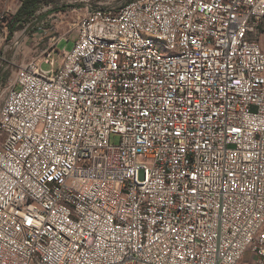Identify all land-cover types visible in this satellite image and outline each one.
Instances as JSON below:
<instances>
[{
    "label": "built area",
    "instance_id": "2783aa9c",
    "mask_svg": "<svg viewBox=\"0 0 264 264\" xmlns=\"http://www.w3.org/2000/svg\"><path fill=\"white\" fill-rule=\"evenodd\" d=\"M50 5L0 107V264H264V0Z\"/></svg>",
    "mask_w": 264,
    "mask_h": 264
},
{
    "label": "rangeland",
    "instance_id": "374dc122",
    "mask_svg": "<svg viewBox=\"0 0 264 264\" xmlns=\"http://www.w3.org/2000/svg\"><path fill=\"white\" fill-rule=\"evenodd\" d=\"M59 1L61 0H51V1L43 0L41 8L46 7L50 2L51 8L57 11L63 6L74 5L77 8H79V7H84L86 4H97L101 6L102 8L107 9V8L117 7L130 0H62L63 1L62 3ZM74 1H76V3ZM19 6H20V0H0V11L6 7H9L11 10L12 16L15 15ZM45 19L47 20L46 14L42 18H40L39 21H42ZM14 20L15 19L13 17V21ZM36 22L37 21H34L33 19H30L27 21L23 20V23L21 22L17 27H15V29H13L16 32V36H18L25 29V25L27 24L29 25L30 23L29 32H27L26 30L22 34L23 39L27 38L24 45H22V48L20 49L18 48V44L20 40L17 39L15 41L16 43H13V47L8 51L6 50L2 55V59L4 61H0V107L5 97V87L7 83L13 78L16 71L23 64H25L26 62H28V60H30L31 58L35 56V50L39 48V46H35L34 42H32L29 39V37L34 36L32 33H35V31H37L36 29L38 28V25L37 26L34 25ZM75 35H76V32H72V34L69 36V41L60 42L58 45L59 50L65 49L66 51H70L73 47L72 40L74 39ZM262 44L264 48V38L262 39ZM43 68L48 69V65H43ZM114 141L116 142L117 139H114Z\"/></svg>",
    "mask_w": 264,
    "mask_h": 264
},
{
    "label": "trees",
    "instance_id": "16d2710c",
    "mask_svg": "<svg viewBox=\"0 0 264 264\" xmlns=\"http://www.w3.org/2000/svg\"><path fill=\"white\" fill-rule=\"evenodd\" d=\"M43 0H23L20 7L14 15L17 21L33 19L36 11L40 8Z\"/></svg>",
    "mask_w": 264,
    "mask_h": 264
},
{
    "label": "crops",
    "instance_id": "0c3cea01",
    "mask_svg": "<svg viewBox=\"0 0 264 264\" xmlns=\"http://www.w3.org/2000/svg\"><path fill=\"white\" fill-rule=\"evenodd\" d=\"M23 0H20V5H21V2H22ZM40 8H41V6H40ZM40 8L36 11V12H39L38 13V15L37 16H35V17H33V20L34 21H37L34 25H38V27L39 26H43V27H46V28H48L49 27V22L51 21L48 17H47V20L45 19V20H42V21H39V19L40 18H42L46 13H44V12H42L41 10H40ZM22 21H17L16 20V23L14 24L15 25V27H17L20 23H21ZM31 22V21H30ZM23 23V22H22ZM32 23V22H31ZM29 25H30V23H29ZM33 35L35 34V35H37V34H39L38 33V30L37 31H35V33H32ZM20 48H22V46L20 47ZM19 48V49H20Z\"/></svg>",
    "mask_w": 264,
    "mask_h": 264
}]
</instances>
